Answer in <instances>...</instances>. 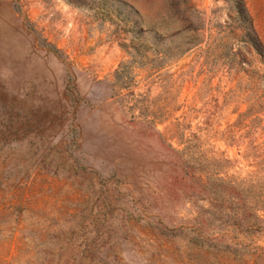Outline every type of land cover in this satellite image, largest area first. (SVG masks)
I'll use <instances>...</instances> for the list:
<instances>
[{"label": "rangeland", "instance_id": "374dc122", "mask_svg": "<svg viewBox=\"0 0 264 264\" xmlns=\"http://www.w3.org/2000/svg\"><path fill=\"white\" fill-rule=\"evenodd\" d=\"M0 264H264L243 0H0Z\"/></svg>", "mask_w": 264, "mask_h": 264}, {"label": "crops", "instance_id": "0c3cea01", "mask_svg": "<svg viewBox=\"0 0 264 264\" xmlns=\"http://www.w3.org/2000/svg\"><path fill=\"white\" fill-rule=\"evenodd\" d=\"M243 2L254 28L259 31L260 37L264 36V0H243Z\"/></svg>", "mask_w": 264, "mask_h": 264}]
</instances>
